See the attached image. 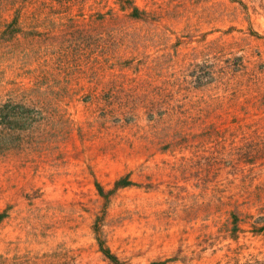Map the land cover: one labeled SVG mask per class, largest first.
Wrapping results in <instances>:
<instances>
[{
  "label": "rangeland",
  "instance_id": "374dc122",
  "mask_svg": "<svg viewBox=\"0 0 264 264\" xmlns=\"http://www.w3.org/2000/svg\"><path fill=\"white\" fill-rule=\"evenodd\" d=\"M17 1L25 32L0 39V104L44 120L0 151L3 264H104L95 181L126 173L138 184L112 197L104 229L129 264L264 258L249 224L229 232L234 204L264 217V0H137L150 21L94 13L114 0L77 14Z\"/></svg>",
  "mask_w": 264,
  "mask_h": 264
},
{
  "label": "trees",
  "instance_id": "16d2710c",
  "mask_svg": "<svg viewBox=\"0 0 264 264\" xmlns=\"http://www.w3.org/2000/svg\"><path fill=\"white\" fill-rule=\"evenodd\" d=\"M51 7H56L61 14H77L83 7H88L92 1L95 0H49ZM242 2V0H239ZM8 6L12 7V17L4 24L0 31V39L11 40L18 34L25 32V24L22 18V4L17 0H11L8 2ZM95 14H99V18L107 20L110 16L117 17L118 12H125L126 15L132 20L150 21L152 18L151 10L147 7L141 6L137 0H114L112 5L102 6L97 10H94ZM30 13V12H29ZM32 14V13H31ZM28 33H33L29 31ZM199 71V83H204V77H209L210 70H205L204 66L198 64ZM206 82L208 80H205ZM36 107L28 103L27 101L20 100L18 102L7 100L0 104V151L9 149L16 146L15 141L21 140L23 135L34 126L41 124L44 120L42 113L36 111ZM14 139L12 142L10 140ZM253 151H257L251 148L246 150L243 154L248 163L255 161V156L252 155ZM256 153V152H255ZM235 164L234 160H230ZM138 184L135 182L130 173H126L117 178L111 187H106L100 181L96 180L95 185L97 187L99 195L103 198L102 208L93 222V231L95 239L98 244V249L103 255L104 264H129L128 260L122 258L108 243V238L104 229L105 219L108 214V206L112 197L121 188ZM142 185V184H139ZM244 212L240 209V204H234L229 212V232L230 237L233 239L238 238V233L244 229L246 224H249L251 231L256 235L264 236V217L248 219L243 218ZM8 216V211L0 212V224ZM2 254L0 253V264L2 262ZM179 253L166 258L151 261L149 264H166L171 261L180 260ZM244 264H264V258L256 259L253 261H247Z\"/></svg>",
  "mask_w": 264,
  "mask_h": 264
}]
</instances>
